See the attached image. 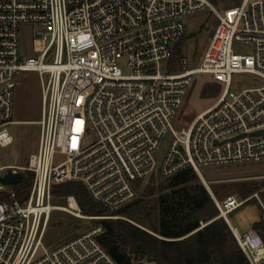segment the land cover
<instances>
[{
  "label": "built area",
  "instance_id": "obj_1",
  "mask_svg": "<svg viewBox=\"0 0 264 264\" xmlns=\"http://www.w3.org/2000/svg\"><path fill=\"white\" fill-rule=\"evenodd\" d=\"M215 1L0 0V148L14 143L8 127L17 123L18 75L42 77L38 148L27 166H0V177L12 172L33 179L25 198L16 185L0 181L6 196L0 201V264H118L101 242L104 221L140 198L153 178L190 167L206 184L202 167L264 160V134L251 135L264 130V84L229 90L236 73L264 81V0L223 9ZM204 10L217 25L192 66L177 56V44L188 36L189 16ZM24 23L35 27L38 58L22 57ZM236 44L252 46V53H237ZM199 74L226 88L178 131L173 120ZM69 182L82 183L111 214L90 216L94 227L46 246L54 211L87 217L73 195L60 197L64 206L54 204V189ZM212 196L250 264H264L263 236L230 222L245 202Z\"/></svg>",
  "mask_w": 264,
  "mask_h": 264
},
{
  "label": "rangeland",
  "instance_id": "obj_2",
  "mask_svg": "<svg viewBox=\"0 0 264 264\" xmlns=\"http://www.w3.org/2000/svg\"><path fill=\"white\" fill-rule=\"evenodd\" d=\"M242 2L243 0H216L215 5L218 9H223L225 7L239 6ZM216 25V17L209 10L190 15L188 18V36L185 41L177 44L181 46L177 56L187 58L191 61L192 66H196L199 58L206 50ZM34 29L35 27L30 23L21 25L20 48L24 59L38 58V53L34 51ZM234 48L239 54L248 55L252 53V46L247 44H236ZM121 66L126 73L128 69L125 64ZM194 79L195 81L183 106L173 120V126L178 131L188 128L199 114L213 106L226 88L224 83L216 82L213 76L209 74H199ZM41 81L42 77L38 72H22L18 75L14 113V120L17 123L8 127L14 137V143L6 148H0V166H27L30 156L38 148L40 134L38 121L41 119L42 111ZM263 84V79L255 74L236 73L232 76L229 90L239 93L242 90L260 87ZM207 85L212 86L213 95L211 96H203L204 88ZM167 146L166 144L162 146V150L158 154L159 161L164 157ZM201 172L208 183L210 192L217 199L223 200L229 196H235L244 202L252 199L250 203L229 215L234 226L240 231L246 232L253 226L254 223L249 218L250 216L261 218L259 206L264 209V201L262 199V193L264 192V160L202 167ZM201 182L204 183L202 180ZM204 185L207 186L205 183ZM155 186H158V184L156 183ZM208 187L206 188L208 189ZM145 199L149 202V205L154 206L157 195L145 197ZM54 204L64 206L65 200L56 197ZM239 213L245 214L246 221L241 222L238 219ZM84 216L87 217L80 218L70 212L54 211L44 244L46 246L56 245L91 229L97 224L96 220L88 218L90 215ZM115 216L113 219L121 218L117 214Z\"/></svg>",
  "mask_w": 264,
  "mask_h": 264
},
{
  "label": "trees",
  "instance_id": "obj_3",
  "mask_svg": "<svg viewBox=\"0 0 264 264\" xmlns=\"http://www.w3.org/2000/svg\"><path fill=\"white\" fill-rule=\"evenodd\" d=\"M180 49L178 46L177 55ZM211 95L212 86L207 85L203 96ZM32 181V177L24 176L14 187L21 198L30 191ZM151 183L140 198L116 212L121 218L104 221L106 231L101 242L118 264H136L145 257L159 264H250L230 225L220 216L213 196L193 168H185L167 179L153 178ZM54 194L75 196L84 215L111 214L94 202L80 182L57 186ZM156 195V204L149 205L145 197ZM5 198V194H0V201ZM259 208L261 218L252 228L264 238V209Z\"/></svg>",
  "mask_w": 264,
  "mask_h": 264
},
{
  "label": "water",
  "instance_id": "obj_4",
  "mask_svg": "<svg viewBox=\"0 0 264 264\" xmlns=\"http://www.w3.org/2000/svg\"><path fill=\"white\" fill-rule=\"evenodd\" d=\"M261 134H264V130L251 133V135L253 136L261 135ZM22 178L23 176L21 173L13 174L12 172H9L5 177H0V181H2L6 185H17L22 181ZM208 191L210 192L209 188H208ZM140 247H141V244H140ZM136 264H159V263L157 261L150 260L149 257H145L144 259H139L136 262Z\"/></svg>",
  "mask_w": 264,
  "mask_h": 264
},
{
  "label": "crops",
  "instance_id": "obj_5",
  "mask_svg": "<svg viewBox=\"0 0 264 264\" xmlns=\"http://www.w3.org/2000/svg\"><path fill=\"white\" fill-rule=\"evenodd\" d=\"M246 214H248V213H246ZM249 218L251 219V221H252L253 223H255V222H257V221L259 220L257 217H252V216H250ZM238 219H240L241 222L246 221L245 214H243V213H239V214H238ZM230 222H231V224H232L233 227L237 228L236 226H234V224L232 223L231 220H230ZM251 228H252V227H251ZM251 228H249V229H251ZM249 229H248V230H249Z\"/></svg>",
  "mask_w": 264,
  "mask_h": 264
},
{
  "label": "bare ground",
  "instance_id": "obj_6",
  "mask_svg": "<svg viewBox=\"0 0 264 264\" xmlns=\"http://www.w3.org/2000/svg\"><path fill=\"white\" fill-rule=\"evenodd\" d=\"M204 184V183H203ZM207 186H208V183L206 182Z\"/></svg>",
  "mask_w": 264,
  "mask_h": 264
}]
</instances>
